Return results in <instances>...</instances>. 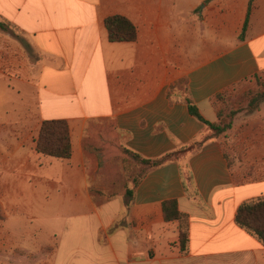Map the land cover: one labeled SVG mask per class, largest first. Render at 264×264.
<instances>
[{"label":"crops","instance_id":"1","mask_svg":"<svg viewBox=\"0 0 264 264\" xmlns=\"http://www.w3.org/2000/svg\"><path fill=\"white\" fill-rule=\"evenodd\" d=\"M114 16L135 27L134 42H109L104 22ZM4 49L13 59L10 70L0 66V264H264V247L235 224L240 204L264 197V105L182 157L196 197L170 162L148 169L128 202L97 203L89 184L98 164L90 175L85 147L102 126L121 151L147 160L208 137L168 90L185 80L214 123L216 95L263 78L264 0H0ZM59 120L70 132L65 161L34 151L42 122ZM20 180L72 190L70 206H46L70 213L58 237L21 241L4 231L18 223ZM169 200L188 219L186 253L177 223L163 219Z\"/></svg>","mask_w":264,"mask_h":264},{"label":"trees","instance_id":"2","mask_svg":"<svg viewBox=\"0 0 264 264\" xmlns=\"http://www.w3.org/2000/svg\"><path fill=\"white\" fill-rule=\"evenodd\" d=\"M251 4L252 0H250V5ZM104 25L107 31L108 40L111 43L134 42L136 40L135 27L123 17L114 16L107 18ZM245 30L246 23L243 27V33ZM256 84L259 86V89L256 92L248 93L239 103L230 104L227 99V96L229 95L227 94L216 95L213 99V105L216 107L217 121L214 123L205 120L200 114L198 108L187 97L185 80H180L173 84L168 90L167 97L171 100L178 99L185 102L189 114L203 125L210 135L201 141H196L190 146L182 147L175 152L165 154L156 160L144 159L138 154L122 148V153L124 155H129L142 167L141 174L133 179L132 189L125 188V196L130 200L133 198V188L138 186L148 169L157 168L170 162H178L185 191L190 196L196 197L197 192L193 186V179L190 170L187 165H184L183 162H181L182 157L192 150L198 149L207 140L217 139L223 136L231 129L235 117L244 110H246V112L258 110L260 103L264 101V89L261 87L259 78H256ZM34 151L37 155L43 157L62 161L69 160L71 158L72 149L67 123L62 120L43 121L35 142ZM162 214L166 223H177L180 251L181 253H186L189 242L187 216L179 211L175 200H169L162 203ZM235 224L247 234L255 238L264 247V197L240 204L236 211Z\"/></svg>","mask_w":264,"mask_h":264},{"label":"rangeland","instance_id":"3","mask_svg":"<svg viewBox=\"0 0 264 264\" xmlns=\"http://www.w3.org/2000/svg\"><path fill=\"white\" fill-rule=\"evenodd\" d=\"M6 46L8 45L5 44L4 47ZM8 47L11 48L10 45ZM12 55L6 49L0 51V66L4 71L7 68L10 70ZM260 83L264 89V77L260 79ZM258 89L259 86L255 81L253 85L247 84L245 91L232 93L227 96V99L230 104L239 103L248 93L256 92ZM263 105L264 101L260 103L259 108ZM253 113L244 110L235 117L234 123L237 119H246ZM98 130L96 135L92 133L85 140L86 154L93 164L90 175L96 168L95 162L98 164L95 181L89 184L90 194L97 203L110 201L113 198H120L124 203L128 202V197L124 195L125 188L133 187V179L141 174L142 167L129 155L122 153L117 146L119 139L107 126H102ZM51 183L37 180L30 185L26 181H18L20 210L12 214L13 219L18 223L16 227L9 228L7 222V226L3 228L5 232L9 231L21 241H27L28 238L47 241L52 237L51 232L59 236L64 218L70 213L61 212L62 214H58L57 217L53 212L49 215L48 211L45 213L46 206H57L60 203L70 206L76 199L71 189H67L68 192H66L58 184ZM26 263L24 261L23 264Z\"/></svg>","mask_w":264,"mask_h":264}]
</instances>
